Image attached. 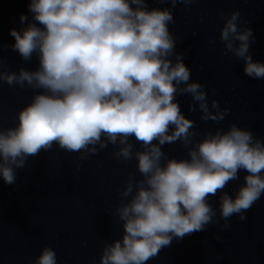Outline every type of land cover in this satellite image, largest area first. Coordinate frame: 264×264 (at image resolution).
Listing matches in <instances>:
<instances>
[{
    "label": "clouds",
    "instance_id": "obj_1",
    "mask_svg": "<svg viewBox=\"0 0 264 264\" xmlns=\"http://www.w3.org/2000/svg\"><path fill=\"white\" fill-rule=\"evenodd\" d=\"M26 8L19 15L23 27L9 29L11 47L25 61L35 53L38 66L0 72V79L41 91L18 112L14 127L0 129L4 181L14 179L11 165L53 143L79 151L119 139L125 158L131 155L130 137L145 148L135 153L142 178L134 192L128 183L123 195L131 197L117 209L123 234L105 245L100 264H144L173 236L200 231L211 219L209 196L240 169L244 183L234 196L220 197L223 217L247 209L264 192V142L235 124L205 135L188 149L187 159L161 163L160 146L182 138L187 143L194 123L175 99L179 85L200 102L203 119H223V113L208 111L200 84L187 83L189 69L179 57L175 63L168 58L174 41L167 8H149L147 0H28ZM237 15L225 22L220 39L244 60L246 75L264 78V62L248 52L252 30L237 32ZM35 264H56L54 249L45 246Z\"/></svg>",
    "mask_w": 264,
    "mask_h": 264
},
{
    "label": "water",
    "instance_id": "obj_2",
    "mask_svg": "<svg viewBox=\"0 0 264 264\" xmlns=\"http://www.w3.org/2000/svg\"><path fill=\"white\" fill-rule=\"evenodd\" d=\"M27 2L0 0V72L38 66L35 53L25 61L11 47L14 37L9 29L23 27L19 15L27 13ZM147 5L172 13L168 29L174 47L168 58L175 63L179 57L188 67L187 83L200 84L198 91L205 93L208 111L223 113V119H203L200 102L181 93L179 88L185 85H179L175 99L194 123L187 143L182 138L160 146L161 163L187 159L188 149L205 135L233 124L249 130L254 141L264 142V78L246 75L244 60L220 39L225 22L238 13L237 32L252 30L248 52L254 61L264 62V0H147ZM38 91L27 83L9 85L0 79V129L14 127L18 112ZM104 143L79 151L53 143L22 164L11 165L12 182L0 176V264H35L45 246L54 249L56 264H100L105 245L123 234L117 209L131 197L123 195L128 183L134 192L135 182L142 178L135 153L145 150L142 142L130 137L131 155L125 158L120 154L125 145L119 139ZM245 174L238 170L237 178L209 196L211 219L200 231L173 236L144 264H264V192L239 213L223 217L220 212L221 195L234 196Z\"/></svg>",
    "mask_w": 264,
    "mask_h": 264
}]
</instances>
